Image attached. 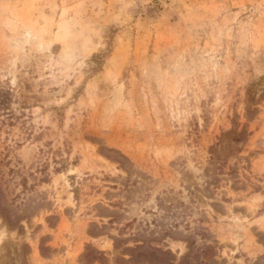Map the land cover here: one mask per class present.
Segmentation results:
<instances>
[{
    "label": "rangeland",
    "instance_id": "rangeland-1",
    "mask_svg": "<svg viewBox=\"0 0 264 264\" xmlns=\"http://www.w3.org/2000/svg\"><path fill=\"white\" fill-rule=\"evenodd\" d=\"M0 264H264V0H0Z\"/></svg>",
    "mask_w": 264,
    "mask_h": 264
}]
</instances>
